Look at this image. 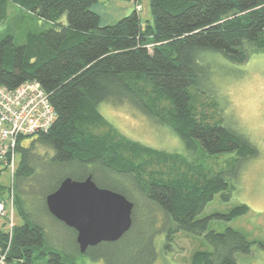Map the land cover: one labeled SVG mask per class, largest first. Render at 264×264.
<instances>
[{
  "label": "trees",
  "instance_id": "16d2710c",
  "mask_svg": "<svg viewBox=\"0 0 264 264\" xmlns=\"http://www.w3.org/2000/svg\"><path fill=\"white\" fill-rule=\"evenodd\" d=\"M96 1L0 0V23L14 3L49 24L28 32L19 46L11 35L1 38L0 84L13 89L27 80L38 81L57 112L47 131L18 139L13 190L23 223L13 229L6 262L35 264L46 255L47 264H74L44 243V224L40 216H31L27 203L37 193L40 212L58 221L47 210L45 196L66 177L84 180L91 175L98 186L132 201L133 221L117 241L99 242L83 253L108 264H152L158 210L168 240L187 231L210 244L192 251L190 264H240L241 255L251 250L245 235L232 227L208 229V217L198 213L214 194L228 191L239 166L258 150L199 107L205 70L198 59L213 49L242 64L264 52V0H150L152 22L140 18L139 0H128L135 9L110 23H101L92 10ZM103 101L128 102L171 128L185 148L198 142L211 154L234 151L236 158L226 170L192 171L184 154L145 145L114 127L98 109ZM41 146L50 152L46 158ZM48 170L49 179L41 174ZM247 210L240 203L221 216L229 220ZM7 238L2 234L0 244Z\"/></svg>",
  "mask_w": 264,
  "mask_h": 264
},
{
  "label": "rangeland",
  "instance_id": "374dc122",
  "mask_svg": "<svg viewBox=\"0 0 264 264\" xmlns=\"http://www.w3.org/2000/svg\"><path fill=\"white\" fill-rule=\"evenodd\" d=\"M149 1L139 0L137 8L142 21L152 22ZM134 6L128 0H97L91 8L100 15L103 23L106 20L116 22L122 16L130 14L135 9ZM7 14L6 20L0 23V40L5 35H11L15 46L26 41L28 32L41 31L49 26L14 3L9 4ZM198 60L205 70V76L201 80L204 92L197 95L199 107L215 118H221L222 125L244 135L258 150L256 156L248 158L239 166L238 174L231 179L228 191L214 194L198 213V217H208V229L218 232L232 227L245 235L251 243V250L248 254L241 255L240 264H264V52H256L244 63L237 64L231 63L219 51L210 49L200 54ZM98 109L107 121L131 139L157 149L184 154L186 160L193 164L192 171L211 174L226 170L236 158L234 151L211 154L201 148L198 142L193 148H185L182 139L171 128L156 123L128 102L113 105L110 101H103ZM44 149L41 146L39 150L46 158V153L50 152H45ZM49 173L52 172L48 170L41 174L49 179ZM2 179L7 183L10 174L7 172ZM34 189L38 190V187L35 186ZM228 193V198L225 199L223 194ZM240 203L248 206L245 213L229 220L221 216ZM27 206L31 216H40L39 220L44 224V243L63 254L65 261H72L74 264H108L102 257L94 259L88 252H79L75 232L40 212L43 205L39 202L37 193H33ZM144 214L147 215L146 212ZM154 214L157 218L155 228L159 232L154 236L156 257L152 264H190L192 251L211 248L204 236L187 231L174 233L173 240H168L165 229L161 227V213L154 210ZM138 217L141 218L139 214ZM14 222L23 223V216L16 208ZM148 228L149 233H152L153 227ZM47 258L48 256L43 255L35 259L34 263L47 264Z\"/></svg>",
  "mask_w": 264,
  "mask_h": 264
},
{
  "label": "water",
  "instance_id": "95a60500",
  "mask_svg": "<svg viewBox=\"0 0 264 264\" xmlns=\"http://www.w3.org/2000/svg\"><path fill=\"white\" fill-rule=\"evenodd\" d=\"M45 202L52 216L76 231L80 252L99 242L117 241L133 221L132 202L98 186L91 175L84 180L64 178Z\"/></svg>",
  "mask_w": 264,
  "mask_h": 264
},
{
  "label": "built area",
  "instance_id": "2783aa9c",
  "mask_svg": "<svg viewBox=\"0 0 264 264\" xmlns=\"http://www.w3.org/2000/svg\"><path fill=\"white\" fill-rule=\"evenodd\" d=\"M48 93L38 81L27 80L13 89L0 85V236L8 235L13 229L15 201L13 174L15 157L6 153L11 137L16 134H30L33 130L49 125L47 114L52 106ZM56 117L52 119L55 120ZM10 174V180L3 182L2 176ZM1 249V248H0ZM0 264L5 256L0 250Z\"/></svg>",
  "mask_w": 264,
  "mask_h": 264
},
{
  "label": "bare ground",
  "instance_id": "6f19581e",
  "mask_svg": "<svg viewBox=\"0 0 264 264\" xmlns=\"http://www.w3.org/2000/svg\"><path fill=\"white\" fill-rule=\"evenodd\" d=\"M1 85V84H0ZM52 106V105H51ZM57 116V112L54 110V108H53V106H52V108H51V110H50V112H48V114H47V116H46V118H47V122H49L50 120V123H49V125L47 126V127H45V128H41V129H38V130H33L30 134H27V136H31V135H34L35 133H38V131H47L48 129H49V127L52 125V119L54 118V117H56ZM56 119V118H55ZM53 123H54V121H53ZM26 135H24V134H16V136H14V137H11L10 138V142H9V144L7 145V148H6V153L8 154V155H10V154H12V151H13V149H14V151H13V156L15 157V165H16V162H17V142H18V139L19 138H21V137H23V138H25V137H27ZM109 189V188H108ZM111 190V189H110ZM132 202V201H131ZM133 204V203H132ZM133 206V205H132ZM133 208H134V206H133ZM13 223H14V225H13V229H14V227H15V225H16V223L14 222V219H13ZM13 229L8 233V235H6L8 238H7V240L5 241V244H0V250H1V252L3 253V255L5 256V261H6V259H7V255H8V252H9V249H10V240H11V238H12V236H13ZM78 243V242H77ZM78 248H79V246H78ZM88 248V247H87ZM87 250V249H86ZM85 250V251H86ZM84 251V252H85ZM80 252V251H79ZM81 253H83V252H81Z\"/></svg>",
  "mask_w": 264,
  "mask_h": 264
},
{
  "label": "crops",
  "instance_id": "0c3cea01",
  "mask_svg": "<svg viewBox=\"0 0 264 264\" xmlns=\"http://www.w3.org/2000/svg\"><path fill=\"white\" fill-rule=\"evenodd\" d=\"M110 22H112V21H111V20H110V21H107V20H106V22H104V23H110Z\"/></svg>",
  "mask_w": 264,
  "mask_h": 264
}]
</instances>
